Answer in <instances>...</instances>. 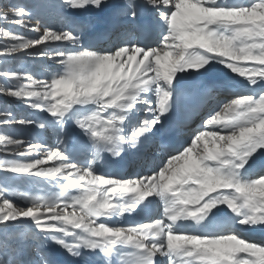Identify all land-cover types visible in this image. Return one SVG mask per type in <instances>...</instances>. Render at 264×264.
Here are the masks:
<instances>
[{
  "label": "snow or ice",
  "instance_id": "6c2138e0",
  "mask_svg": "<svg viewBox=\"0 0 264 264\" xmlns=\"http://www.w3.org/2000/svg\"><path fill=\"white\" fill-rule=\"evenodd\" d=\"M3 7L0 20L34 35L0 27L11 38L0 43V95L27 109L0 111V264H264V235H251L264 233V0ZM101 12L121 23L97 47ZM49 126L55 140L31 133ZM125 157L131 170L116 171ZM23 182L43 194L18 191ZM145 209L148 222L97 223ZM15 224L31 227L39 259L17 258Z\"/></svg>",
  "mask_w": 264,
  "mask_h": 264
},
{
  "label": "rangeland",
  "instance_id": "374dc122",
  "mask_svg": "<svg viewBox=\"0 0 264 264\" xmlns=\"http://www.w3.org/2000/svg\"><path fill=\"white\" fill-rule=\"evenodd\" d=\"M10 2H13V0H0V12L7 11L8 9L6 7H3V5L8 4ZM32 23L35 24V23H37V21L33 20ZM118 24L120 25V23H118ZM119 25L116 28H118ZM0 27H6L9 29H12L17 35H24L26 37H31L34 35V33L31 31V28H21L20 26L16 25L14 23V21L11 19L6 20V21L0 20ZM108 27L112 29L113 24L109 25ZM0 43H11V38L10 37H0ZM0 59H2V58H0ZM34 63L36 65V67H35L36 71H45V70L52 69L51 66L49 68H46L45 66H43L45 61H36ZM8 66L27 67L28 62H26L20 58H17V59L8 58ZM0 70H2V68H0ZM3 83H4L3 79L0 78V84H3ZM5 107L16 112V113H21L22 111L23 112L27 111V109L24 107V105H22L18 100L11 98L9 96L0 95V111H2ZM17 108H18V110H16ZM3 134H5L4 126L0 125V135H3ZM27 185H28V182H23V183L19 184V187L20 188L23 187L24 188L23 190H25ZM17 190L23 192L19 188H17ZM21 200L22 199H18V201H21ZM21 226H22V224L12 225L11 228L9 229V231L11 230L10 232L16 233L18 230H15V229L20 228ZM30 232L31 231L28 229L25 230V233H30ZM22 236H24V235H22ZM22 236H20V237L16 236L14 238V240L12 242V247L17 252V258L26 259L27 253H25L24 250H27L28 252H31L33 255H35L37 252V246H39L38 245L39 242H38V239H34L31 237H26V236H24L22 238ZM17 238H18V240H17ZM19 245L23 246L24 248L19 247Z\"/></svg>",
  "mask_w": 264,
  "mask_h": 264
},
{
  "label": "bare ground",
  "instance_id": "6f19581e",
  "mask_svg": "<svg viewBox=\"0 0 264 264\" xmlns=\"http://www.w3.org/2000/svg\"><path fill=\"white\" fill-rule=\"evenodd\" d=\"M115 2H117V0H108V3L109 4H111V3H115ZM99 14H103V15H105V13H103V12H101V13H97V16L99 15ZM118 23H121V21H119L118 19H114V20H112L111 21V23L109 24V25H111V24H113V28L115 29L119 24ZM109 28V27H108ZM113 28L111 29V30H113ZM117 29L118 28H116L115 30V35L113 36V37H109V39L107 40V41H105V42H103V41H101V42H97L98 40H99V38L98 37H93V38H91L92 40H93V42H94V44L97 46V47H104V46H106V45H108L109 43H111V42H113L114 40H115V37H116V34H117ZM104 36V35H103ZM55 43H58V42H55ZM48 63V64H47ZM43 66H47V68L49 67V66H51V67H53V65L50 63V62H48V61H45V63L43 64ZM228 83H230V84H237L238 83V80L237 79H231V80H229L228 81ZM41 115V118H43V114H40ZM197 126V123H193L192 124V127L193 128H195ZM192 128V129H193ZM206 131H212L213 130V128L211 127V126H209L207 129H205ZM31 133H32V135H34V136H40V137H43L44 139H45V137L46 136H48V135H55V133H54V130H53V128L51 127V126H49L48 127V129H47V131H44V132H42V131H40V130H38V129H33V130H31ZM189 134H190V130L189 131H187L186 133H185V135H186V137H189ZM52 140H54L53 138H52ZM202 143V142H201ZM199 147V146H198ZM160 158V156H158V157H156V159L158 160ZM48 164H49V166H52L53 164H54V161H49L48 162ZM43 188H44V186L43 185H36V186H30L29 187V192H30V194L31 195H42L43 194ZM18 199L19 198H17V202L18 203H20V205H21V202H22V200L21 201H18ZM69 211H71V209H69ZM139 219H142V218H140L139 217ZM119 220V218H113L111 221H108V220H105L104 218H101L99 221H97V223H99V222H107V223H109L110 224V226H111V224H117V221ZM144 222H148V220H147V217H145L144 218ZM259 234H262V235H264V233H260L259 231H257L256 233H255V235H259ZM254 235V236H255ZM256 237V236H255ZM257 238V237H256ZM39 245V244H38ZM38 248H39V246H38ZM39 255V254H38Z\"/></svg>",
  "mask_w": 264,
  "mask_h": 264
}]
</instances>
